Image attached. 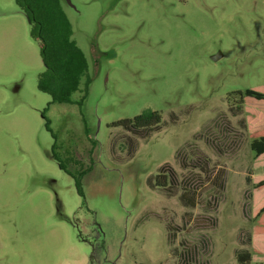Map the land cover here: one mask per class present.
I'll return each mask as SVG.
<instances>
[{
  "label": "rangeland",
  "instance_id": "obj_1",
  "mask_svg": "<svg viewBox=\"0 0 264 264\" xmlns=\"http://www.w3.org/2000/svg\"><path fill=\"white\" fill-rule=\"evenodd\" d=\"M71 3L90 80L57 103L0 0V264H264V99L243 94L264 92V0ZM146 109L155 126L114 124Z\"/></svg>",
  "mask_w": 264,
  "mask_h": 264
},
{
  "label": "trees",
  "instance_id": "obj_2",
  "mask_svg": "<svg viewBox=\"0 0 264 264\" xmlns=\"http://www.w3.org/2000/svg\"><path fill=\"white\" fill-rule=\"evenodd\" d=\"M15 3L23 11L30 24V35L39 42L43 69L37 75V88L49 94L51 102H73L72 96L80 89L81 82L88 84L90 79L87 78L86 55L72 37V25L64 11L62 0H15ZM243 94L256 99H264V92L251 88H245ZM160 119L161 115L158 111L146 109L132 118L117 120L114 124L133 127L132 131L137 132L140 129L155 126ZM250 136V148L256 155L263 153L264 128L251 132ZM167 174L173 182L174 172L168 169L165 174L160 172L156 175L155 183L167 186L165 183ZM263 185L264 181L258 183V187ZM185 190H191V193ZM194 190V187H189L179 195L180 200L187 206L193 207L196 203ZM258 215L253 227L255 234L264 233V206L259 209ZM209 221L212 225L214 218H209ZM239 258L247 261L249 255L244 251Z\"/></svg>",
  "mask_w": 264,
  "mask_h": 264
},
{
  "label": "water",
  "instance_id": "obj_3",
  "mask_svg": "<svg viewBox=\"0 0 264 264\" xmlns=\"http://www.w3.org/2000/svg\"><path fill=\"white\" fill-rule=\"evenodd\" d=\"M68 5L72 6L73 7V4L71 3V0H64ZM218 58V55H214L213 56V59H217Z\"/></svg>",
  "mask_w": 264,
  "mask_h": 264
},
{
  "label": "built area",
  "instance_id": "obj_4",
  "mask_svg": "<svg viewBox=\"0 0 264 264\" xmlns=\"http://www.w3.org/2000/svg\"><path fill=\"white\" fill-rule=\"evenodd\" d=\"M185 257H187V256H185Z\"/></svg>",
  "mask_w": 264,
  "mask_h": 264
}]
</instances>
